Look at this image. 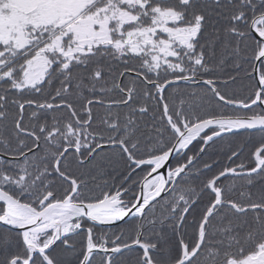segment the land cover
I'll list each match as a JSON object with an SVG mask.
<instances>
[{"label": "snow or ice", "instance_id": "1", "mask_svg": "<svg viewBox=\"0 0 264 264\" xmlns=\"http://www.w3.org/2000/svg\"><path fill=\"white\" fill-rule=\"evenodd\" d=\"M0 264H264V0H0Z\"/></svg>", "mask_w": 264, "mask_h": 264}]
</instances>
